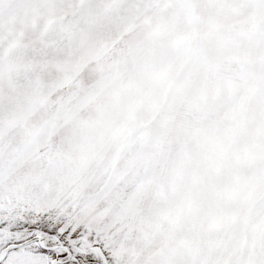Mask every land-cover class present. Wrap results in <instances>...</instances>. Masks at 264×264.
Listing matches in <instances>:
<instances>
[{
	"label": "snow or ice",
	"instance_id": "snow-or-ice-1",
	"mask_svg": "<svg viewBox=\"0 0 264 264\" xmlns=\"http://www.w3.org/2000/svg\"><path fill=\"white\" fill-rule=\"evenodd\" d=\"M0 264H264V0H0Z\"/></svg>",
	"mask_w": 264,
	"mask_h": 264
}]
</instances>
